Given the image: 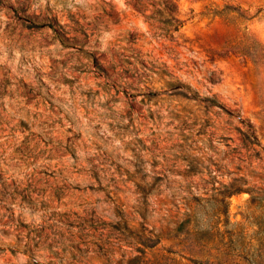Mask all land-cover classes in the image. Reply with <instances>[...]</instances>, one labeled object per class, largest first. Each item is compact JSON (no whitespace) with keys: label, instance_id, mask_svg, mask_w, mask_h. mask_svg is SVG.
Returning a JSON list of instances; mask_svg holds the SVG:
<instances>
[{"label":"clouds","instance_id":"9594fccd","mask_svg":"<svg viewBox=\"0 0 264 264\" xmlns=\"http://www.w3.org/2000/svg\"><path fill=\"white\" fill-rule=\"evenodd\" d=\"M204 3L264 52V0ZM175 4L0 0V264H174L165 250L209 239L221 254L203 264H264V141L242 135L260 114L169 45ZM232 191L245 210L218 233L216 193Z\"/></svg>","mask_w":264,"mask_h":264},{"label":"rangeland","instance_id":"374dc122","mask_svg":"<svg viewBox=\"0 0 264 264\" xmlns=\"http://www.w3.org/2000/svg\"><path fill=\"white\" fill-rule=\"evenodd\" d=\"M154 7V5H153ZM204 0H176L175 9L179 39L172 38L169 45L179 49L186 46L190 52L198 54V61L214 66L215 73L234 87L245 92L244 106L249 113H259L257 116L258 127L253 136L244 135L245 139L254 140L257 144L264 141V52L249 54L245 45L235 39V27L215 9L205 11ZM217 8L219 5L216 6ZM171 26V21L167 22ZM260 61L258 64L257 61ZM119 94V93H118ZM180 112L186 113V104H194L187 97H176ZM116 196L115 192L110 193ZM247 193L240 191L217 192L215 224L216 231L223 233L226 219H241L240 213L245 210ZM193 212L197 211L193 205ZM219 239V237H217ZM228 239L227 235L224 240ZM166 243H170L166 241ZM179 247V245H177ZM141 255L148 261H156L154 255L158 246L140 244ZM221 250L216 246V240L209 239L204 254H194L185 251L177 254L165 250L162 255L174 257V264H203L205 260H216L220 257ZM131 264H140L139 258L131 261Z\"/></svg>","mask_w":264,"mask_h":264}]
</instances>
